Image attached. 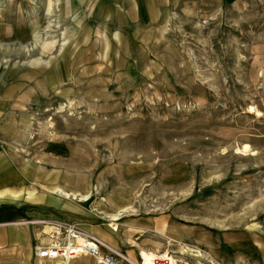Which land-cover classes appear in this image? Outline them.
<instances>
[{
    "label": "rangeland",
    "instance_id": "1",
    "mask_svg": "<svg viewBox=\"0 0 264 264\" xmlns=\"http://www.w3.org/2000/svg\"><path fill=\"white\" fill-rule=\"evenodd\" d=\"M56 1L18 6V30L33 23L35 37H0V93L16 78L30 83L1 102L5 145L60 167L70 190L47 191L88 197L115 247L129 250L122 223L157 220V238L135 236L157 253L132 242L141 263L217 264L208 256H233L219 239L264 237V0H174L163 20L134 24ZM65 148L56 166L50 155ZM127 208L136 213L116 223L101 215ZM168 223L180 240L160 233ZM196 229L207 245L185 239Z\"/></svg>",
    "mask_w": 264,
    "mask_h": 264
},
{
    "label": "crops",
    "instance_id": "2",
    "mask_svg": "<svg viewBox=\"0 0 264 264\" xmlns=\"http://www.w3.org/2000/svg\"><path fill=\"white\" fill-rule=\"evenodd\" d=\"M26 1L28 0H0V8L4 11L2 15L5 18H3L4 22L0 21V37L10 36L22 41L35 37L38 29L33 26L32 22L18 30L21 24L16 21H22L19 18L22 9L18 6L24 5ZM69 1L71 6H75L74 12L76 13L81 12L82 6L95 5L93 14L97 15V20H121L134 24V22L163 20L169 13L174 0ZM28 81V78L22 77L6 84L4 92L0 93V117L2 101L8 103L11 100L21 99L19 97L22 94H29L26 90L30 85ZM50 156L56 158L58 160L56 166H60L58 164L65 162L68 154L65 148L58 154L55 153V156ZM64 175L60 167L49 170L43 166H35L32 162L19 157L15 151L5 145L0 137V264H37L34 257L35 247L51 244L48 237L50 227L40 225L38 222L41 220L76 222L85 230L115 246V236L96 224V214L94 210L89 209L88 203L66 199L47 191L55 187L67 190ZM71 193L78 192L73 190ZM121 227L124 230L122 240L129 247L126 252L131 258L138 259L137 249L132 242L157 253L155 241L151 244L145 239H135V236L146 231H152L154 238H157V220L150 221L148 224L128 220L122 223ZM159 230L166 239L176 241L181 239L180 229L173 223L161 226ZM250 235L249 233H237L226 239H219L215 246L228 245L233 256L208 257H211L217 264H264V237ZM185 239L198 240L204 246L211 238L209 234L196 229L191 231L190 237Z\"/></svg>",
    "mask_w": 264,
    "mask_h": 264
},
{
    "label": "built area",
    "instance_id": "3",
    "mask_svg": "<svg viewBox=\"0 0 264 264\" xmlns=\"http://www.w3.org/2000/svg\"><path fill=\"white\" fill-rule=\"evenodd\" d=\"M49 226L51 244L37 245L34 257L40 264H71L80 258H90L97 264H142L141 256L131 258L126 251L112 246L80 224L67 220H41Z\"/></svg>",
    "mask_w": 264,
    "mask_h": 264
},
{
    "label": "bare ground",
    "instance_id": "4",
    "mask_svg": "<svg viewBox=\"0 0 264 264\" xmlns=\"http://www.w3.org/2000/svg\"><path fill=\"white\" fill-rule=\"evenodd\" d=\"M59 3V0L56 1V5ZM55 5V6H56ZM23 50H25L26 48H22ZM35 49V48H34ZM28 53V52H27ZM240 151L241 153L244 154H248L250 153L252 150H251V147L249 145H245L242 147V149L238 150ZM54 194H59L61 196H63L64 198L66 199H72V200H75V201H79L81 203H87L88 202V197H82V196H77V195H71L70 193H66L64 190L62 189H54ZM133 213H136V211L132 208H127V209H123V210H120L114 214H101L105 217V219H109L111 222H119L120 220H122L123 218L129 216V215H133ZM18 225V224H17ZM22 225V224H20ZM19 226V225H18ZM46 238V237H45ZM50 242V241H49ZM184 253H191V254H196V256H201L202 254L198 251H195V250H191V249H184L183 251ZM146 256H153L151 255L150 253H144ZM170 257V256H169ZM171 259V258H170ZM172 260V259H171ZM142 264H144V260H142ZM172 264H174V261L172 260Z\"/></svg>",
    "mask_w": 264,
    "mask_h": 264
}]
</instances>
